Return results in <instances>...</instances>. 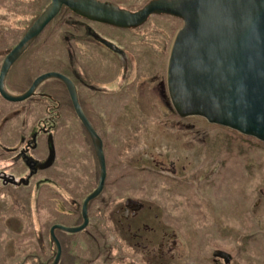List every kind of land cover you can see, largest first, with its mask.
I'll list each match as a JSON object with an SVG mask.
<instances>
[{"label": "rangeland", "instance_id": "obj_1", "mask_svg": "<svg viewBox=\"0 0 264 264\" xmlns=\"http://www.w3.org/2000/svg\"><path fill=\"white\" fill-rule=\"evenodd\" d=\"M13 1L0 0V56L3 54L0 67L5 55L34 22L31 23L35 18L32 13L38 16L43 6L40 2H45L36 0L27 11L25 2L21 5L19 0L18 5V0L17 4ZM50 1L46 0L44 8ZM139 1L125 0L120 5L137 6ZM5 4L8 9L4 8ZM11 4L16 5L19 13L11 11ZM181 24L172 16L152 15L147 24L133 29L136 35L153 32L147 37L148 40L154 39L151 56L145 59L140 53L134 55L133 62H129L126 57L106 49L110 58L109 68L98 67L97 70L114 72V76L110 80L98 77L100 92H82L85 103L94 106L89 112L94 113L95 119L102 112L104 128L98 131L96 128L95 131L103 140L105 183L101 192L87 204V221L82 233L70 236L64 230H56L63 232V239L77 242L78 252L83 254L85 248L92 252L88 259L92 261L93 258V262L89 264H264V142L229 127L210 123L201 116L180 117L176 114L166 89V67L171 42ZM12 27L23 30L17 31ZM59 30L53 31L49 37L45 26L39 37L34 38H37L35 46L50 48L53 46L50 41L58 40ZM120 33L128 39L135 36L125 30ZM118 41L131 53L132 45L127 46L123 39ZM54 43L60 50L56 59L64 63V45L60 40ZM50 56L51 53L45 56L44 62ZM115 61L120 65L119 71L115 70ZM42 64L38 63L37 67ZM136 64L139 65L135 67ZM13 65L5 75L4 87L9 94L18 95L28 89L37 72L34 71L35 64L27 59H19ZM42 72L37 76L48 71ZM62 84L68 94L65 84ZM68 97L71 101L69 94ZM0 101L4 104L21 102L9 101L1 94ZM71 105V112L66 114L69 125L75 122L76 116L86 130L72 101ZM66 108L63 106V112ZM25 126L28 128L29 125ZM86 132L85 139L92 142L93 165L79 163L80 171L77 168L70 172L75 159L84 156L81 152L75 157L64 152L62 157H67L68 161L62 159L61 171L53 169L58 179L46 188L37 187L39 182L33 183V179L27 185L0 187V264H52L56 256V246L52 241L55 254L50 256L48 251L45 257L50 258L45 263L36 257L40 255L41 260L44 259L42 249L37 246L39 231L47 238L52 225L72 227L83 223V201L97 187L100 175L94 140ZM84 153L86 156L87 151ZM1 166L4 164L0 163ZM28 174V170L22 167L19 178L24 180ZM126 197L136 198L144 205L134 218L124 220L121 206ZM76 207L77 215L73 216L71 213ZM31 221L33 227L29 224ZM145 225L149 228L144 229ZM29 229L36 231L30 234ZM171 231L174 233L169 238ZM27 232L32 235L28 240ZM132 232L141 236V244L145 247L134 243ZM163 236L167 239L166 246L173 245L166 256L159 258L158 242ZM97 237L106 246H114L111 249L114 257L107 254ZM91 245L97 246L98 250ZM215 247L228 251L232 255L230 261L214 260L212 249ZM98 253L103 256L96 259L94 254Z\"/></svg>", "mask_w": 264, "mask_h": 264}, {"label": "water", "instance_id": "obj_2", "mask_svg": "<svg viewBox=\"0 0 264 264\" xmlns=\"http://www.w3.org/2000/svg\"><path fill=\"white\" fill-rule=\"evenodd\" d=\"M62 6L85 17L116 27H137L151 14H169L182 25L171 42L166 67V89L180 117L201 116L210 123L229 127L264 142V0H149L130 11L100 0H51L29 26L19 42L5 55L0 67V94L9 101H22L46 79H60L66 86L74 110L94 140L100 175L97 187L82 204L83 223L50 227L56 246L52 264L60 258L55 230L75 233L86 224L88 202L102 190L105 180L103 144L86 118L73 81L57 71L37 76L28 89L11 95L4 87L11 64L27 48ZM131 198H127L128 203ZM225 260L220 249L213 253Z\"/></svg>", "mask_w": 264, "mask_h": 264}, {"label": "trees", "instance_id": "obj_3", "mask_svg": "<svg viewBox=\"0 0 264 264\" xmlns=\"http://www.w3.org/2000/svg\"><path fill=\"white\" fill-rule=\"evenodd\" d=\"M20 1H22L21 5H23L24 2L27 4V11H29V5H33L36 2V0ZM43 1L45 2H40L43 3L41 11H43L45 7L44 3H46V0ZM13 2L17 4L16 0ZM15 4H11V11L14 10L17 12ZM4 8L8 9L7 4L4 5ZM31 9H33V6ZM17 13H19V11ZM151 16L149 18H151ZM32 17L35 18L31 23L38 16H34V13H32ZM12 28H15L17 31L23 30L20 27ZM99 28L101 30H99ZM133 29L134 28L121 29L111 25L90 21L63 6L59 13L48 23L47 30H49V37H51L53 31L59 30L57 39L64 45L63 53L66 61L62 63V61L56 59V54L59 56L60 50L56 48V43L54 42H57L58 40L53 41V39L50 41L53 42V46H50L52 51L49 47H43L40 45L35 46L37 43L36 39L39 37L38 35L37 38L35 40L33 39L27 48L21 53L20 57L14 61V64L19 59L23 61L27 59L30 63H34V71L37 73L35 72L36 75L33 76V79L42 71H61L66 73L75 84L79 103L83 111L95 130L97 128L98 131L99 129L104 128V123H101L102 112H99L95 119L94 113L89 112L93 111L94 106L85 103V97H82V92H85V90L91 92L99 90L100 92L101 88L98 86V77H106L107 80H110L114 76V72L108 73L107 70H97L98 67L103 69L105 66H108L109 68L108 62L110 61V58L106 53V49L120 54V56L126 57L129 62H133L134 55L136 56L140 53L142 54V58L145 59L146 57L151 56V43L154 42V39L148 40L147 37L153 32H146L141 35L138 33V35H136ZM115 30H118V32H115ZM121 30L129 31L135 36L131 37V39L122 37V34L120 33ZM99 31H104L106 34ZM110 33H112V36H110ZM142 35L146 36L143 37ZM118 39H123L127 43V46H133L132 51H130L131 53L128 52L129 50L127 51L121 47ZM49 53H51L52 56L44 62L45 56L49 55ZM40 62H43V64L38 68L37 64ZM138 65L139 64H136L135 67ZM119 69L120 65L115 61V70L119 71ZM117 71H115V73ZM23 72L24 70H22V73ZM51 87L54 88L51 89ZM9 103L10 102L4 104V102L2 103L0 101V163L4 164V166H1L0 168V187L2 189L8 188L7 185L9 184L13 186L20 185V183L27 185L32 179L33 183L36 181L39 182L37 187H40V189H44L47 187L46 185L55 183L58 178L54 175V172L56 171L53 169L61 171L62 159L68 161L67 157H62L64 152H67L73 157L80 156L81 152V156H84L75 159L70 172L75 171L77 168L80 171L81 168L78 167L79 163L85 166H91L94 164V154L92 155L91 153L92 142H89L91 139L86 140L84 136V133H87L86 130L83 129L75 115V122L71 125L68 123L69 119L66 117V114L71 112L72 105L66 89L60 80L55 78L46 79L28 98L18 103ZM35 106H37V108H35ZM63 106H67L66 112H63ZM18 117L22 118V121H20L21 119L19 120ZM15 120L16 123H14ZM25 125H29L28 128H26ZM74 126H76L77 129H74ZM83 130L85 132H82ZM79 132H81V134ZM101 133L102 132H100V136ZM106 137L107 135L104 138ZM65 143L68 147H66ZM86 151L87 155L85 156L84 152ZM22 167L29 172L27 175L28 177H25L24 180L19 178ZM83 171H85V169L81 170V172ZM68 174L70 173H67V177H70ZM72 184L74 185L73 182ZM50 191L52 192V190ZM75 202L76 201H74V203ZM103 203H105V201H103ZM77 211L76 207L75 212H72L71 214L75 216L77 215ZM62 212L65 215L71 216L69 212H65L64 210H62ZM29 224L33 227V221ZM33 230L36 231V229ZM58 232H60V234ZM82 232L83 231L80 230L75 233H68L70 236H75ZM62 233L60 230L55 231V236L58 240L61 239L63 241L61 245L64 247L62 254L63 257H60L57 264H83L82 262L89 264L93 262V260L89 262L88 255L92 252H90L88 248H85L83 254L82 252H78V243L63 239ZM31 236L32 235H29L28 232L26 233L27 240L32 238ZM88 236L91 240H95L92 235L89 234ZM97 238L98 243L102 245V247L105 246L103 248L107 251V254L114 257L111 253V249L114 246H106L104 242L99 240V237ZM37 240H41L42 243V241L45 242L48 239L45 238V233L42 232L37 236ZM91 247L98 250L97 246L91 245ZM53 250L54 246L52 245L48 250L49 253H51L50 256L55 254V251ZM101 256L103 255H99L98 253V255L94 257L98 259V257Z\"/></svg>", "mask_w": 264, "mask_h": 264}, {"label": "flooded vegetation", "instance_id": "obj_4", "mask_svg": "<svg viewBox=\"0 0 264 264\" xmlns=\"http://www.w3.org/2000/svg\"><path fill=\"white\" fill-rule=\"evenodd\" d=\"M100 1H104V2H108V3H112V4H114L115 6H117L118 8H122V9H127V10H130V11H134V10H137V9H139V8H141L146 2H148L149 0H140L139 1V3H137L138 5L137 6H135V5H130L129 7H124V6H121L120 5V2L121 1H125V0H100ZM133 6H135L134 8H132ZM151 15H167V16H171V15H169V14H151ZM150 15V16H151ZM149 16V17H150ZM149 17L147 18V20L149 19ZM172 17H174V16H172ZM175 18H177V17H175ZM178 20H180L181 21V19H179V18H177ZM147 20L143 23V24H145L146 22H147ZM91 21V20H90ZM94 22H97V21H94ZM98 23H101V22H98ZM181 23H182V21H181ZM102 24H105V23H102ZM142 24V25H143ZM108 25V24H107ZM182 25V24H181ZM141 26V25H140ZM140 26H137V27H140ZM114 27H116V26H114ZM117 28H119V27H117ZM127 28H136V27H127ZM121 29H126V28H121ZM177 32V31H176ZM164 38V37H163ZM112 48H114L113 46H111ZM127 198H132V197H126V200H127ZM125 200V199H124ZM126 200H125V203H124V201H123V205L121 206V208H122V213H121V217L124 219V220H127L128 218H134L135 216H136V214L138 213V211H139V209L144 205L140 200H137L136 198H132V200H130L128 203H126ZM122 223H123V221L121 220V219H119ZM129 224H131V223H127V225H129ZM128 227V226H127ZM149 228V226H147V225H145L144 226V229H148ZM29 231H31V233L30 234H33V233H35V231L33 230V229H29ZM28 231V232H29ZM56 231V230H55ZM38 232V231H37ZM39 233H41V230L39 231ZM174 233V231H171L170 233H168L169 234V238L172 236V234ZM37 236V235H36ZM131 236H132V238L134 239V243L136 244V245H142V246H144L145 247V245L144 244H141L142 243V240H141V236L138 234V233H136V232H132V234H131ZM34 237V236H33ZM43 239H44V236H43ZM47 241H45V242H43L42 241V243H41V240H38L37 241V246H39V248L40 249H42L43 251H42V253H43V257H44V259L43 260H41L42 259V257L40 256V255H38V256H36L37 257V259L40 261V262H42V263H45L46 261L45 260H49V258L50 257H45V255L46 254H48V250H49V247H51L53 244H51V240H50V229H49V231H48V237H47ZM59 241V243H60V248H61V253H60V257L62 256V254H63V251H64V247H63V245H61V243H63V241L61 240V239H59L58 240ZM166 243H167V239L165 238V236H163V237H161V239H160V241L158 242V251H157V255L159 256V258H162V256L163 255H165L166 256V254L168 253V251L170 250V249H172V245L171 246H169V244L166 246ZM172 243H174V242H172ZM147 246V245H146ZM165 246L167 247V249H165ZM37 248V247H36ZM216 249H220V250H223V251H225L224 249H221V247H218V248H213L212 250H213V252H212V255H213V253H214V251L216 250ZM225 252H228V251H225ZM229 253V252H228ZM153 255H156V254H154V253H152ZM218 255V254H217ZM229 255H230V257H229V259L228 260H225L223 257H221V256H217V257H214V255H213V258H214V260H217L218 258L220 259H222L224 262H228V261H230V259L232 258V255L229 253ZM94 256L96 257L97 255H95L94 254ZM60 259V258H59ZM92 260H93V258H92ZM91 261V259H89V262ZM83 264H85L84 262H82ZM103 264H106V263H103ZM163 264H167V263H165V262H163Z\"/></svg>", "mask_w": 264, "mask_h": 264}, {"label": "bare ground", "instance_id": "obj_5", "mask_svg": "<svg viewBox=\"0 0 264 264\" xmlns=\"http://www.w3.org/2000/svg\"><path fill=\"white\" fill-rule=\"evenodd\" d=\"M62 7H63V6H62ZM62 7H61V8H62ZM65 7H66V6H65ZM60 10H61V9H60ZM60 10H59V11H60ZM71 11H72V10H71ZM73 12H74V11H73ZM58 13H59V12H58ZM58 13H57V14H58ZM74 13H75V12H74ZM57 14H56V15H57ZM76 14H77V13H76ZM56 15H55V16H56ZM78 15H79V14H78ZM84 18H85V17H84ZM47 25H48V24H47ZM47 25H46V26H47ZM108 25H109V24H108ZM111 26H112V25H111ZM119 28H122V27H119ZM123 28H127V27H123ZM12 64H13V63H12ZM12 64H11V65H12ZM104 183H105V181H104Z\"/></svg>", "mask_w": 264, "mask_h": 264}]
</instances>
